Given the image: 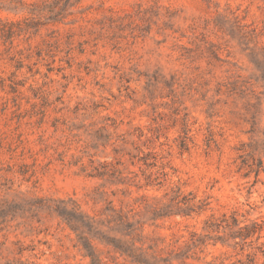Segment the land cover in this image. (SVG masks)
<instances>
[{"label": "rangeland", "instance_id": "obj_1", "mask_svg": "<svg viewBox=\"0 0 264 264\" xmlns=\"http://www.w3.org/2000/svg\"><path fill=\"white\" fill-rule=\"evenodd\" d=\"M232 216L264 221V0H0V264H264Z\"/></svg>", "mask_w": 264, "mask_h": 264}, {"label": "trees", "instance_id": "obj_2", "mask_svg": "<svg viewBox=\"0 0 264 264\" xmlns=\"http://www.w3.org/2000/svg\"><path fill=\"white\" fill-rule=\"evenodd\" d=\"M225 229L228 231V240H232L234 248L244 252L246 248H254V241L260 240L264 231V221L254 220L243 224L237 217L232 216L230 220H223ZM256 239V240H254ZM234 264H258L256 253H248L247 260L239 259Z\"/></svg>", "mask_w": 264, "mask_h": 264}]
</instances>
